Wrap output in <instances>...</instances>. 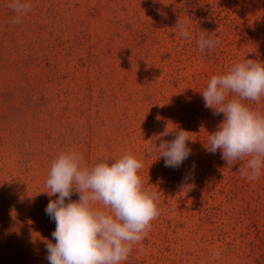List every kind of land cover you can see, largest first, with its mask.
<instances>
[{
	"label": "rangeland",
	"instance_id": "1",
	"mask_svg": "<svg viewBox=\"0 0 264 264\" xmlns=\"http://www.w3.org/2000/svg\"><path fill=\"white\" fill-rule=\"evenodd\" d=\"M12 2L0 0V264H48L46 180L70 150L88 166L131 152L160 193L121 264H264V170L249 180L247 158L206 150L224 115L200 94L244 58L264 62V0H22L32 7L18 23ZM202 31L220 40L204 53ZM247 103L264 114V97ZM176 130L191 133V155L169 168L152 145Z\"/></svg>",
	"mask_w": 264,
	"mask_h": 264
},
{
	"label": "clouds",
	"instance_id": "2",
	"mask_svg": "<svg viewBox=\"0 0 264 264\" xmlns=\"http://www.w3.org/2000/svg\"><path fill=\"white\" fill-rule=\"evenodd\" d=\"M14 23L27 14L30 2L13 0ZM190 17L178 21L181 37L192 35ZM219 38L202 31L197 38L201 53L218 46ZM213 115H224L217 129L208 135L206 150L221 152L228 165L243 161L241 174L257 180L264 170V114L251 108L264 97V62L245 59L225 74L213 75L200 93ZM166 131L163 135H168ZM190 134L176 130L174 139L162 140L159 158L165 167L179 168L191 155ZM143 167L131 152L112 162L88 166L82 154L70 150L51 163L46 180L50 199L45 213L55 222V243L46 244L48 264H121L134 244L147 236L151 222L161 214L158 191L146 189L138 175ZM195 167V166H193ZM154 187V186H152ZM190 185L184 190L190 189ZM79 199L73 201L72 196ZM215 255L218 257L219 252Z\"/></svg>",
	"mask_w": 264,
	"mask_h": 264
}]
</instances>
